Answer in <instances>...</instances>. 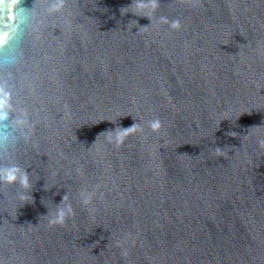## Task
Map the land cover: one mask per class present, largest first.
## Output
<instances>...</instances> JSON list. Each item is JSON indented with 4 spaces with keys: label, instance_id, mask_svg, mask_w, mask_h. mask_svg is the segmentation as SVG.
I'll use <instances>...</instances> for the list:
<instances>
[{
    "label": "water",
    "instance_id": "95a60500",
    "mask_svg": "<svg viewBox=\"0 0 264 264\" xmlns=\"http://www.w3.org/2000/svg\"><path fill=\"white\" fill-rule=\"evenodd\" d=\"M7 169L0 264H264V0H0Z\"/></svg>",
    "mask_w": 264,
    "mask_h": 264
},
{
    "label": "clouds",
    "instance_id": "9594fccd",
    "mask_svg": "<svg viewBox=\"0 0 264 264\" xmlns=\"http://www.w3.org/2000/svg\"><path fill=\"white\" fill-rule=\"evenodd\" d=\"M172 26L173 27H178L179 24H178V22H173ZM151 127L154 130L157 129L159 127V122L158 121L157 122H153ZM0 178H3L6 182L15 181L16 180V169H7V170H5L4 173L2 174V177H0ZM21 182L26 185V183H27L26 176L21 178Z\"/></svg>",
    "mask_w": 264,
    "mask_h": 264
}]
</instances>
